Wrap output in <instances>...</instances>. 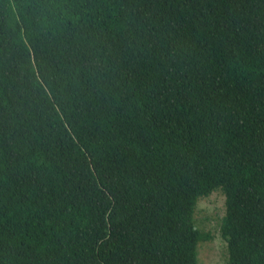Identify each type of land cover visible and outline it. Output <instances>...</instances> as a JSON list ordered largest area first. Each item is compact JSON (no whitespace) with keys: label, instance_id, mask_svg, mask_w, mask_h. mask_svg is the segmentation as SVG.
<instances>
[{"label":"trees","instance_id":"trees-1","mask_svg":"<svg viewBox=\"0 0 264 264\" xmlns=\"http://www.w3.org/2000/svg\"><path fill=\"white\" fill-rule=\"evenodd\" d=\"M264 264V0H0V264Z\"/></svg>","mask_w":264,"mask_h":264},{"label":"rangeland","instance_id":"rangeland-1","mask_svg":"<svg viewBox=\"0 0 264 264\" xmlns=\"http://www.w3.org/2000/svg\"><path fill=\"white\" fill-rule=\"evenodd\" d=\"M222 214L223 197L218 190L198 200L195 208V221L202 232H208L210 239L198 243L197 264H224V241L218 233Z\"/></svg>","mask_w":264,"mask_h":264}]
</instances>
